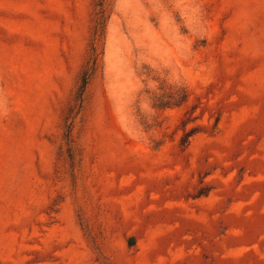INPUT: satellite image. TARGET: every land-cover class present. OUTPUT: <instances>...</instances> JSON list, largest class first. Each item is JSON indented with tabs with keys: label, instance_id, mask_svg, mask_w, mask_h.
<instances>
[{
	"label": "rangeland",
	"instance_id": "obj_1",
	"mask_svg": "<svg viewBox=\"0 0 264 264\" xmlns=\"http://www.w3.org/2000/svg\"><path fill=\"white\" fill-rule=\"evenodd\" d=\"M0 264H264V0H0Z\"/></svg>",
	"mask_w": 264,
	"mask_h": 264
},
{
	"label": "trees",
	"instance_id": "obj_2",
	"mask_svg": "<svg viewBox=\"0 0 264 264\" xmlns=\"http://www.w3.org/2000/svg\"><path fill=\"white\" fill-rule=\"evenodd\" d=\"M87 82H88V78H83V85H86L87 84Z\"/></svg>",
	"mask_w": 264,
	"mask_h": 264
}]
</instances>
